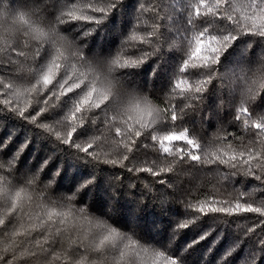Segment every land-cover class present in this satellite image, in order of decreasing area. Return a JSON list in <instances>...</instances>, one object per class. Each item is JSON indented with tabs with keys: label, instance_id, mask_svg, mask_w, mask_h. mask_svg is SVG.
<instances>
[{
	"label": "snow or ice",
	"instance_id": "snow-or-ice-1",
	"mask_svg": "<svg viewBox=\"0 0 264 264\" xmlns=\"http://www.w3.org/2000/svg\"><path fill=\"white\" fill-rule=\"evenodd\" d=\"M122 4L0 0V113L82 162L68 163L72 188L54 189L63 163L48 177L54 155L38 166L21 160L31 136L15 147L17 129L0 138V264H188L190 250L205 241L201 264H210L233 226L240 238L215 264H231L247 237L256 247L244 249L237 264H264V111L254 107L264 103V50L257 61L246 56L264 44V0H138L125 30L106 46L92 43ZM166 55L171 63L162 65ZM145 65L150 71L141 82ZM162 67L166 83L156 89ZM214 81L236 102L229 123L238 132L218 128L209 136L186 119ZM100 165L114 170L110 199L117 185L123 194L116 169L138 180L140 173L187 171L258 183L228 198L182 195L169 235L148 237L137 232L135 217L116 219L107 202L90 201L101 184L98 171H106ZM144 187L142 195L151 192ZM193 226L196 235L173 247Z\"/></svg>",
	"mask_w": 264,
	"mask_h": 264
},
{
	"label": "trees",
	"instance_id": "trees-1",
	"mask_svg": "<svg viewBox=\"0 0 264 264\" xmlns=\"http://www.w3.org/2000/svg\"><path fill=\"white\" fill-rule=\"evenodd\" d=\"M137 3L138 0H123L120 10L115 14L114 22L110 21L105 26L104 32L90 37L89 39L92 43L106 46L113 37L118 36L122 30H125L127 21L135 13ZM262 50H264V44H253V47L248 49L246 56L248 59L257 61L261 56ZM155 61L156 57H153V61H150V64ZM165 61L171 63L169 56L166 55L161 61V64L163 65ZM141 71L143 75L138 77V80L143 82L147 80V73L150 71V68L148 65H145ZM166 79L162 67L157 77L153 78L152 83L156 89H159L162 84L166 83ZM214 86H216L215 89ZM235 106L236 102H233L227 92L218 86L217 81H214L213 85H210L208 91L204 94V99L198 103V107L190 110L186 119L198 132L202 130L209 136L216 132L218 128H227L230 132H238L237 127L229 123L234 116ZM254 107L257 108V111H264V103H260V101H257ZM8 117L9 114L7 112L0 113V138L5 137L12 129H17V135L12 144L15 147L23 142L26 135L31 136L33 143L25 150L21 157L22 162L27 164L30 160L31 166H38L44 158L49 155H54L53 160L45 169L48 177H51V174L55 171L58 164L63 163L64 170L59 177L55 178L56 183L53 185V188L59 187L61 190L72 188L75 184L73 178L74 168H69L68 163L82 166V162L74 160L62 152L55 151L53 145L44 141L34 131H30V125L21 126L19 122ZM34 148L36 155L32 159ZM99 167L106 169V171H98V176L102 178L101 184L99 188L93 190L89 197L90 201L96 203L107 202L111 207V214L116 219H123L128 216L135 217L139 225L137 232L145 234L148 237L157 236L160 238L169 235L171 232L170 225L174 224L178 218L174 213L178 210L183 211V205L180 202L182 195L190 194L188 195L189 199H202L208 194H213L217 198H228L229 193L235 196L233 189L246 192L252 191L258 183L251 178L237 176L231 178L232 182L229 184L228 181H220L211 172L205 174L203 172L187 171L163 173L159 177H152L147 173H140L139 176L141 179L138 180L133 174L127 173L123 169H116L115 171L121 174L123 194H119L120 186L117 185V198L110 199L112 189L108 186L107 178L112 175L114 170L109 165H100ZM160 179L166 180V184L153 183V181ZM129 184H135V187L130 188ZM146 184L150 186L151 192L142 195L141 193L146 191L144 187ZM168 185H171V187ZM259 195L260 193L258 192L257 196ZM246 215L249 217L254 216V214ZM204 220H207L209 223L212 222L209 217H204ZM252 223L254 221H249L248 226H251ZM256 232L261 233L262 229L257 228ZM196 233V226H193L189 230H184L182 235L176 239L173 247L183 245L186 241L193 238ZM238 238H240V232L234 226L233 228H228L225 232V239L216 247L212 257H210V264H215L216 259L223 253L225 247ZM260 238H264V235ZM207 246L208 241H205L194 250H190L188 264H201L202 253L206 251ZM255 247L256 243L252 237L244 238L241 250L233 257H229L231 264H237V261L244 255V249H254Z\"/></svg>",
	"mask_w": 264,
	"mask_h": 264
}]
</instances>
